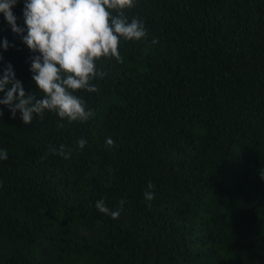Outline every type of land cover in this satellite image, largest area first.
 Returning <instances> with one entry per match:
<instances>
[{"label":"trees","instance_id":"trees-1","mask_svg":"<svg viewBox=\"0 0 264 264\" xmlns=\"http://www.w3.org/2000/svg\"><path fill=\"white\" fill-rule=\"evenodd\" d=\"M125 15L147 35L97 61L99 92L75 93L87 122L26 125L0 105V264H264V0H136ZM33 55L0 13V76L11 64L40 99ZM101 199L126 201L118 218Z\"/></svg>","mask_w":264,"mask_h":264},{"label":"clouds","instance_id":"clouds-1","mask_svg":"<svg viewBox=\"0 0 264 264\" xmlns=\"http://www.w3.org/2000/svg\"><path fill=\"white\" fill-rule=\"evenodd\" d=\"M19 2L0 0V13L12 32L20 35L23 43L35 53L30 58V71L43 95L36 99L35 93L26 94L22 82L15 78L13 66L8 64L0 76V93H4L0 105L10 110L13 118L19 111L26 125L31 124L36 116L43 119L46 111L54 112L69 123L87 122L95 113L75 93L80 90L99 92L93 81L103 79L106 73L98 69L97 61L104 58L122 63L121 41H140L147 35L142 20L134 17L129 22L125 15L127 10L135 7L136 0H23L24 26L17 25V17L12 11ZM152 42L158 41L154 39ZM2 47L7 51L9 43L6 39ZM86 144L87 140H78L79 149ZM113 144L111 137L106 139L107 147ZM56 154L69 158L63 145ZM8 158L7 150H0V160ZM148 187L153 186L149 184ZM144 196L147 201L154 199L151 191H146ZM125 203L121 200L118 209L112 211L101 199L95 207L116 219Z\"/></svg>","mask_w":264,"mask_h":264}]
</instances>
